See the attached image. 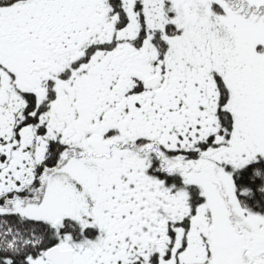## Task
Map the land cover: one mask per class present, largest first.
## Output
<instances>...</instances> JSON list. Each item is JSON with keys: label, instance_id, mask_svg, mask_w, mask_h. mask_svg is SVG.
<instances>
[{"label": "snow or ice", "instance_id": "1", "mask_svg": "<svg viewBox=\"0 0 264 264\" xmlns=\"http://www.w3.org/2000/svg\"><path fill=\"white\" fill-rule=\"evenodd\" d=\"M0 264H264V0H0Z\"/></svg>", "mask_w": 264, "mask_h": 264}]
</instances>
